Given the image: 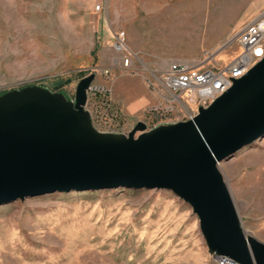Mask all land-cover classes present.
Returning <instances> with one entry per match:
<instances>
[{"label": "rangeland", "instance_id": "374dc122", "mask_svg": "<svg viewBox=\"0 0 264 264\" xmlns=\"http://www.w3.org/2000/svg\"><path fill=\"white\" fill-rule=\"evenodd\" d=\"M263 11L264 0H0V93L38 84L72 99L78 80L93 72L91 83L109 92L124 130L138 120L149 128L160 118L148 108L167 103L148 85L151 73L175 60L201 69L225 64L240 51L235 34ZM118 32L122 52L112 46ZM148 92V107L125 111ZM186 114L175 104L168 115ZM219 169L242 228L264 242V134ZM0 264L215 261L189 203L168 189L118 186L0 204Z\"/></svg>", "mask_w": 264, "mask_h": 264}, {"label": "water", "instance_id": "95a60500", "mask_svg": "<svg viewBox=\"0 0 264 264\" xmlns=\"http://www.w3.org/2000/svg\"><path fill=\"white\" fill-rule=\"evenodd\" d=\"M74 97L38 84L0 94V204L54 191L162 188L189 203L208 250L264 264V242L241 226L219 163L264 134V57L190 118L127 133L93 128Z\"/></svg>", "mask_w": 264, "mask_h": 264}, {"label": "built area", "instance_id": "2783aa9c", "mask_svg": "<svg viewBox=\"0 0 264 264\" xmlns=\"http://www.w3.org/2000/svg\"><path fill=\"white\" fill-rule=\"evenodd\" d=\"M95 9H101L100 3L96 4ZM235 40L240 51L223 65L201 69L175 60L159 73H151L152 79H147L148 85L167 103L159 102L148 108L152 116L160 118L149 128L192 117L196 113L190 111L192 106L196 109L199 106L206 107L232 85L233 78L244 75L264 57V11L240 28ZM112 46L119 52L126 50L123 32L114 35ZM154 86L161 87L166 95H162ZM175 104L188 112L183 119L168 115L173 112ZM84 107L89 111L94 129L101 132H128L123 128L120 110L102 85L90 84ZM213 259L215 264H240L226 255L213 253Z\"/></svg>", "mask_w": 264, "mask_h": 264}, {"label": "crops", "instance_id": "0c3cea01", "mask_svg": "<svg viewBox=\"0 0 264 264\" xmlns=\"http://www.w3.org/2000/svg\"><path fill=\"white\" fill-rule=\"evenodd\" d=\"M148 92L146 94L140 95L139 97L132 98V100L128 103V105L125 107V111L127 113H135L140 110H144L146 107H148L151 104L152 101V94Z\"/></svg>", "mask_w": 264, "mask_h": 264}, {"label": "trees", "instance_id": "16d2710c", "mask_svg": "<svg viewBox=\"0 0 264 264\" xmlns=\"http://www.w3.org/2000/svg\"><path fill=\"white\" fill-rule=\"evenodd\" d=\"M1 94V93H0Z\"/></svg>", "mask_w": 264, "mask_h": 264}]
</instances>
